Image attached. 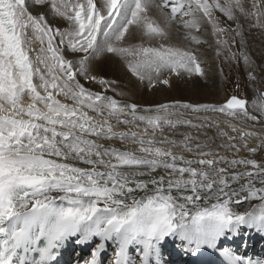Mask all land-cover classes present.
Masks as SVG:
<instances>
[{"label":"snow or ice","instance_id":"6c2138e0","mask_svg":"<svg viewBox=\"0 0 264 264\" xmlns=\"http://www.w3.org/2000/svg\"><path fill=\"white\" fill-rule=\"evenodd\" d=\"M38 8L43 11L34 14ZM152 8L163 23L150 15ZM49 12L67 27H53ZM253 18L250 27L264 29V0H0V264H56L73 238L76 245L100 241L85 264H103L109 245L110 264H164L169 238L179 239L188 254L211 249L225 264H264L221 247L243 246L242 227L264 233V163L216 155L200 141L215 127L226 138L222 146L239 152L236 141L256 133L240 130L232 119L258 121L246 99L141 108L107 95L116 92L117 81L93 71L98 58L111 54L149 87L169 84L165 72L204 76L192 48L167 43L172 25L200 45L204 41L192 30L199 33L206 20L217 45L228 48L226 58H235L225 38L229 29L221 24L236 22L232 31L242 36L241 21ZM133 29L141 34L139 43L130 42ZM153 41L161 43L151 46ZM243 59L250 62L247 55ZM81 78L103 91L86 87ZM252 104L264 117V92ZM181 109L223 113L238 135L208 116L186 117ZM182 126L197 133H182L180 141L165 134ZM102 139L135 148L122 150ZM241 166L244 171L235 170ZM158 169L163 174L156 175ZM252 200L259 203L237 211Z\"/></svg>","mask_w":264,"mask_h":264},{"label":"bare ground","instance_id":"6f19581e","mask_svg":"<svg viewBox=\"0 0 264 264\" xmlns=\"http://www.w3.org/2000/svg\"><path fill=\"white\" fill-rule=\"evenodd\" d=\"M251 0H249V3ZM33 13L36 14L40 11H43L42 8L38 9H32ZM150 15L157 19L159 22L163 23V17L160 15L159 11L155 8H152L150 11ZM221 15L222 14H219ZM222 19H224L222 17ZM48 20L51 23L53 27H59L61 29L67 27L66 22L62 18L55 17L54 14L49 12L48 15ZM242 22V36H237V41L240 42L243 41V45H239L241 48H245L246 50L244 52H247L250 58V67L249 70L253 72V76L256 77L255 81H253V84H257L256 88L259 89V92H264V39L261 35L260 28L259 27H250L251 24L255 23L254 18L251 20L247 21H241ZM224 27L226 28L227 25H233L234 28L236 27L235 22H226L223 23ZM222 26V25H221ZM231 27V26H230ZM169 31V36L167 39V43L179 46V47H184V48H191L194 47L196 48L195 52L197 49H199V58H204L202 60H205L206 63L209 65V69H211V72L206 71V74L209 72L212 73L210 78L208 76H196V77H189L187 74H183L181 76H177L175 74L169 75L168 77L170 79L169 84H158L155 87H149L147 82H141L132 77L131 73L128 72L127 68L124 65L123 60L120 59L118 56H113L111 54H107L106 56H102L98 58L94 64H93V71L96 75L101 76V77H108L112 73H115L114 77L118 79V87L119 89H122L123 96L125 98L118 97V94L112 93L111 91L106 93L107 95L113 96L115 99L121 100L125 103H136L139 105L141 108L144 107H150L154 106L157 104L161 103H168V102H174V101H180L182 103H191V104H213L219 106V102L224 100V99H215L216 97L215 94L211 91L212 87L217 90V87L214 86L213 84L217 83L219 81V68L217 66L216 58L214 55V52L211 51L210 49H204L201 47H211L214 44V38L212 37L211 34V25L208 24L206 20L201 21V29L200 32L197 33L196 30H192L193 34L200 35V38L203 43L200 45H195L191 43L188 40H185V30L181 29L179 25L173 24L172 27L168 30ZM133 33L135 36V39L131 40L130 42L132 43H139L141 40V34L133 29ZM145 42L147 43L148 41L145 39ZM151 46H159V43L161 41H153L151 42ZM194 45V46H193ZM37 47H39V44L37 43ZM199 47V48H198ZM214 49V48H213ZM204 52H202V51ZM206 50V52H205ZM243 51V50H242ZM250 52V53H249ZM197 54V52H196ZM246 55V54H245ZM247 55V56H248ZM201 61V60H200ZM208 65L206 67H208ZM247 65V64H246ZM204 66V63H203ZM105 70H104V69ZM248 70V69H247ZM249 71V72H250ZM208 74V75H209ZM131 75V76H130ZM166 75V74H165ZM163 78V77H162ZM109 79V78H108ZM111 80V79H110ZM114 80V79H113ZM116 81V80H115ZM217 81V82H216ZM81 83H84L86 87L95 90V91H102L100 89V86H97L94 83H89L84 81L81 78ZM220 86V85H219ZM255 86V85H254ZM252 88V87H251ZM211 89V90H210ZM220 90V89H219ZM220 92V91H219ZM121 93V92H120ZM254 93V92H253ZM256 94V93H255ZM118 95V96H116ZM243 97L247 98V107L248 111L256 115L258 117V121L261 119H264V117L261 116L260 111L258 108L256 109H251L250 107V93L247 92V94ZM25 102H30L29 98H25ZM201 102V103H200ZM180 111L185 112V116H196L199 115L200 117L203 116H208L211 120L218 122L225 131L228 132L229 135L231 136H237L238 133H234L231 131V129L228 127L227 123H225L226 120L232 119L230 117H227L223 113H213V112H201L199 114H193L190 112V110H183L181 109ZM254 122L251 121L250 119H247L246 117L240 116L238 119H232V123L236 124L238 128L242 131L246 132H255L256 135L246 137L244 141H239L237 140L236 143L241 145V150L239 152H236L235 149L231 150H226L224 145L227 141L226 138L221 137L217 129L215 127L207 129L204 134L200 135V141L203 143L207 141L209 146L213 149L214 154L216 155H221V156H227L229 159L232 158H252L256 159L259 163H264V147H262V143H264V123L260 122ZM118 130H125L123 126H121L120 129ZM193 133L196 134L197 130L193 128H189L186 126H182L176 130L175 133H170L168 129H165V134L166 135H171L173 139L180 141L183 139L182 133ZM212 137H215V139H211ZM101 143H104L106 145H112L121 148L122 150L128 149L132 150L135 148V145H132L131 143H122L119 139H102L100 140ZM247 144V148H257L256 153H250L247 151V148L243 147V144ZM175 151L177 153L185 155L187 158H192L193 153H189L186 151H183L181 148H176ZM83 166V165H80ZM251 168V166H249ZM236 171H244L245 169L243 166H241L238 169H235ZM164 170L163 169H158L156 171V175L163 174ZM259 186V185H257ZM258 200H253L250 202H244L238 209L237 211H245L249 210L251 206L258 204ZM246 227H242L241 232H243ZM75 240V238H73ZM176 243L175 245L179 246L181 242L178 240H174ZM100 241L97 238L94 243H90L87 245H76L75 242V254H73V263L74 264H85L86 260L90 257V251L92 248L96 246ZM264 247V241L263 244L261 243L260 247L258 246L256 249H251V251H261ZM114 249L110 245L109 248V263L112 259V253ZM169 259L170 264H175V261ZM264 262V258H263Z\"/></svg>","mask_w":264,"mask_h":264},{"label":"rangeland","instance_id":"374dc122","mask_svg":"<svg viewBox=\"0 0 264 264\" xmlns=\"http://www.w3.org/2000/svg\"><path fill=\"white\" fill-rule=\"evenodd\" d=\"M222 26L221 27H224V25H223V23L221 24ZM235 25H236V22H235ZM231 26V27H230ZM227 25V29H229V31L225 34V38L228 40V45L231 47V52L232 53H236L237 55H236V57L235 58H226V57H229V51H228V48H226V47H222V46H218L217 45V43H216V40H217V37H215V36H213L212 35V37L215 39L214 41V44L215 45H213V46H211V47H201V48H204V49H207V50H211V51H213L214 52V55H215V58H216V62H217V66H218V70H219V72H220V75H219V81L215 84H213L214 86H216L217 87V90L215 91V89L216 88H214L213 89V87H212V90L211 91H213L212 92V94L214 93L215 94V96L213 95V97H216L215 99H225L230 93H235V94H237V95H239V96H245L246 94H247V92H249L250 93V96H251V98H250V107H251V109H256L255 107H253V104H252V102L255 100V101H257V102H259L260 101V92H259V89L258 88H256V83L255 84H253L254 82H253V80L251 79V77L249 76V71L251 70H249V68L250 67H247V66H250L249 64H250V62H249V64L248 63H246L245 61H244V59H243V55H248L247 54V50L245 49V48H241V47H239V45H241L240 44V42L239 41H237L238 39H237V35L235 34V32L234 31H232V30H234V29H236V27L234 28V26L233 25ZM225 28V27H224ZM260 32H261V35H262V37H263V39H264V29H261L260 28ZM211 34H212V28H211ZM233 39L236 41L234 44H233ZM148 43V42H147ZM152 44V43H151ZM194 46V45H193ZM196 47V46H195ZM194 47V49L196 50V48ZM192 49H193V47H191ZM199 48V47H198ZM214 48V49H213ZM218 48L220 49V53L221 54H217V51H218ZM193 49V50H194ZM194 50V51H195ZM243 50V51H242ZM247 51V52H244V51ZM202 51V50H201ZM197 56H198V59H199V61L201 62V64H202V67L204 68V72H205V75L203 76V77H205V76H208V78H210V77H212L211 76V74L212 73H210L209 74V72H211V69L210 70H208L210 67H209V65L206 63V61L205 60H202V59H204V58H199L200 57V54H199V49H197ZM202 52H204V51H202ZM205 52H206V50H205ZM250 53V52H249ZM248 57H249V55H248ZM203 63H204V66H203ZM247 64V65H246ZM208 65V67H206V66ZM207 68V69H206ZM104 69V68H103ZM205 69H206V71H209L207 74H206V71H205ZM248 69V70H247ZM105 70V69H104ZM252 71V70H251ZM250 71V72H251ZM252 73V75H253V72H251ZM166 74V75H165ZM209 74V75H208ZM114 75H115V73H112L111 75H109L108 77L106 76L105 78H109V80L111 79V80H116L117 81V83L119 82L118 81V79H116L115 77H114ZM132 75V74H131ZM130 75V76H131ZM188 76V75H187ZM196 76H198V75H196ZM195 75H192L191 77H196ZM210 76V77H209ZM132 77H134V76H132ZM199 77V76H198ZM135 79H137L138 81H140L138 78H136V77H134ZM163 78H167V79H169V77H168V74H167V72H165L164 73V75H163ZM144 82H147V81H144ZM169 82H170V79H169ZM94 84H96V83H94ZM119 84V83H118ZM117 84V85H118ZM97 86H100V85H98V84H96ZM220 85V86H219ZM255 85V86H254ZM252 87V88H251ZM257 87H258V85H257ZM100 89H102L101 88V86H100ZM220 89V90H219ZM102 91H103V89H102ZM120 93H122V89H119V87L117 86V90H116V92H112V93H114L113 95H115V93L116 94H118V92ZM220 91V92H219ZM108 92H110V91H108ZM107 92V93H108ZM254 92V93H253ZM256 93V94H255ZM119 95V96H118ZM118 95H116V96H118V97H120L121 96V98L123 97V98H125V96H123V95H120V94H118ZM201 103V102H200ZM202 104V103H201ZM203 104H206V103H203ZM257 110V109H256ZM253 201V200H252Z\"/></svg>","mask_w":264,"mask_h":264},{"label":"water","instance_id":"95a60500","mask_svg":"<svg viewBox=\"0 0 264 264\" xmlns=\"http://www.w3.org/2000/svg\"><path fill=\"white\" fill-rule=\"evenodd\" d=\"M233 95L237 96L238 98L246 99V101H248L246 97L239 96V95H237V94H235V93H230V94H229L224 100L220 101L218 105L225 104L226 101H227L231 96H233ZM246 107H247V105H246ZM247 109H248V107H247Z\"/></svg>","mask_w":264,"mask_h":264}]
</instances>
